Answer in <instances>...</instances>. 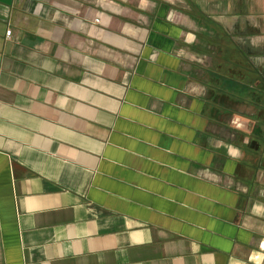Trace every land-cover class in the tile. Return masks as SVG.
I'll return each instance as SVG.
<instances>
[{"label": "crops", "instance_id": "0c3cea01", "mask_svg": "<svg viewBox=\"0 0 264 264\" xmlns=\"http://www.w3.org/2000/svg\"><path fill=\"white\" fill-rule=\"evenodd\" d=\"M0 264H264V0H0Z\"/></svg>", "mask_w": 264, "mask_h": 264}, {"label": "built area", "instance_id": "2783aa9c", "mask_svg": "<svg viewBox=\"0 0 264 264\" xmlns=\"http://www.w3.org/2000/svg\"><path fill=\"white\" fill-rule=\"evenodd\" d=\"M11 33H12V30H11V29H9V30L7 31V35H8V36H10V35H11Z\"/></svg>", "mask_w": 264, "mask_h": 264}]
</instances>
